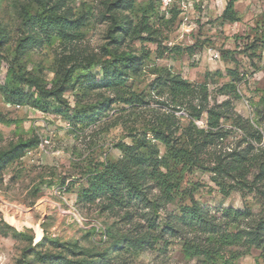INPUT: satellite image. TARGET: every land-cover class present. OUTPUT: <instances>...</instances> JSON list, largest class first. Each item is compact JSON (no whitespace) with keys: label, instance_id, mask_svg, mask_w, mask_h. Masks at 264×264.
<instances>
[{"label":"rangeland","instance_id":"rangeland-1","mask_svg":"<svg viewBox=\"0 0 264 264\" xmlns=\"http://www.w3.org/2000/svg\"><path fill=\"white\" fill-rule=\"evenodd\" d=\"M228 1L0 0V264H211L183 252L210 236L180 224L192 199L217 234H241L213 264H264V0H235V21L222 16ZM209 46L219 58L202 56ZM115 74L123 81L105 86ZM130 92L133 104L118 99ZM209 112L198 161L169 170L180 177L170 200L151 180L148 203L114 211L81 194L120 144L143 140L161 158L163 129L191 148Z\"/></svg>","mask_w":264,"mask_h":264},{"label":"trees","instance_id":"trees-1","mask_svg":"<svg viewBox=\"0 0 264 264\" xmlns=\"http://www.w3.org/2000/svg\"><path fill=\"white\" fill-rule=\"evenodd\" d=\"M234 4L235 0L228 1L222 14L225 20H237L236 17L231 16L233 11L236 12ZM41 21L48 29H59L61 33L67 27V22L61 18H43ZM131 58L132 56L127 55L126 60L128 63H130L129 60ZM122 75L115 74L113 78L105 80L104 85L110 86L111 83H121L123 81L120 80ZM178 81L185 83L179 79ZM179 82L176 81L175 83ZM138 97L137 94L130 92L129 97L125 98L122 95L118 99L125 104H133ZM208 116V128L196 129L197 135L191 148L173 143L172 140L167 138V133L163 129L154 131L156 138L164 145L166 150L161 158H159L158 150L150 148L151 146L143 140L142 143L136 141L133 146L120 144V160L116 163H106L101 168L94 169L89 174L86 182L87 186L82 190L81 194L86 196L87 199H106L108 201L106 208L114 211L116 207H122L127 199L147 202L144 184L146 181L151 180L155 187L162 192L161 197L166 201L170 200L172 193L176 191L175 188L177 189L179 186L180 177L172 180L169 170L178 168L177 173L183 172L198 161V154L207 138H211L213 133L211 128L215 125L211 112L208 113ZM33 145V142L26 141L21 146L14 148L9 155L10 159L20 157V150L29 149ZM179 220L180 224L184 226H196L200 231L210 234V236L206 235L204 242L201 240L194 241L193 239H188L184 242L183 252L188 257H202L204 261L213 264L216 263L217 258L225 257V246L241 241L239 232L229 233L225 230L217 234L218 231L214 229L216 224L208 219L207 211L193 199L191 200V205L182 207ZM261 226L264 227V222ZM260 237L261 235L259 234V240L261 239ZM142 243H144V240H137L133 246L136 247Z\"/></svg>","mask_w":264,"mask_h":264},{"label":"built area","instance_id":"built-area-1","mask_svg":"<svg viewBox=\"0 0 264 264\" xmlns=\"http://www.w3.org/2000/svg\"><path fill=\"white\" fill-rule=\"evenodd\" d=\"M164 7H168V6H172L176 1H178V0H158ZM187 1H189V0H187ZM208 1H210V0H202V2H204V3H207ZM185 2H183V7L182 8H185ZM214 4L215 5H219V2H218V0H214ZM202 7H205V6H202ZM203 57H205V58H207V59H209V60H215V59H217V58H219L220 57V54H219V51L218 50H216V49H214L213 47H211V46H209V47H206L205 49H204V51H203V55H202ZM200 56L199 55H197V58H199ZM7 105L9 106V107H12V108H15V109H18V108H20V104H15V103H10V102H8L7 103Z\"/></svg>","mask_w":264,"mask_h":264},{"label":"bare ground","instance_id":"bare-ground-1","mask_svg":"<svg viewBox=\"0 0 264 264\" xmlns=\"http://www.w3.org/2000/svg\"><path fill=\"white\" fill-rule=\"evenodd\" d=\"M7 218H8V220L9 221H11L12 223H16V224H18V225H20V223H19V221H17L13 216H7ZM26 224L28 225V226H33V224L32 223H30V222H26ZM37 230H39L40 231V228L38 227V226H34Z\"/></svg>","mask_w":264,"mask_h":264}]
</instances>
